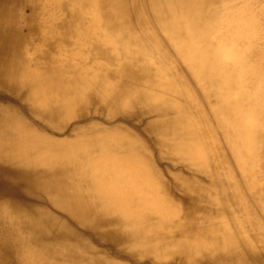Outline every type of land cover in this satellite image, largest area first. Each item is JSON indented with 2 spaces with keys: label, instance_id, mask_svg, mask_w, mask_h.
I'll return each mask as SVG.
<instances>
[{
  "label": "bare ground",
  "instance_id": "obj_1",
  "mask_svg": "<svg viewBox=\"0 0 264 264\" xmlns=\"http://www.w3.org/2000/svg\"><path fill=\"white\" fill-rule=\"evenodd\" d=\"M259 41L264 0H0V264H264Z\"/></svg>",
  "mask_w": 264,
  "mask_h": 264
},
{
  "label": "rangeland",
  "instance_id": "obj_2",
  "mask_svg": "<svg viewBox=\"0 0 264 264\" xmlns=\"http://www.w3.org/2000/svg\"><path fill=\"white\" fill-rule=\"evenodd\" d=\"M244 42L249 43L250 40L246 39V40H243L239 43L242 44ZM260 42H263V41H259L258 45H260ZM236 45H234V46L236 47V50H238V51H236L234 57H235V59H239V57H241V55H243V52L245 50L242 49L243 46L241 47V45H238V44H236ZM260 46H262V45H260ZM255 47H257V46H255ZM262 47H264V46H262ZM262 47H258V49L263 50ZM162 52H163L162 56L165 58L166 62L169 65H171V70H172L171 72H173V74H175V75H179V77L181 78L182 81H181V84L179 83L180 86L183 85L186 87V90L188 91L189 96L191 98V102H192L191 105L195 111L194 114H196L198 116L199 122H200V119L202 118L204 120V124H206L205 118L207 116V111L205 109L204 103L202 102L200 96L196 95V93L193 90V86L188 81V73H187V68H186L187 64H184V63L180 64V63L175 62V60L171 56V54L168 53V51H166L163 48H162ZM221 68L222 67H219L218 72L221 71ZM205 128H207L206 143H207L208 147H213L212 151L210 150L212 152V154L217 156L219 158V160L221 159V161H222V164H221L222 165V170H221L222 175L224 177L226 176V178H229L230 176H228L229 172H228L227 164L224 161L226 151L223 148L226 147V145H225L226 143H225L223 137L219 133L216 135L215 133H213L210 130L209 127L206 126ZM251 210H254V212H256L257 214L262 212L256 206H254ZM250 221H251V219H250Z\"/></svg>",
  "mask_w": 264,
  "mask_h": 264
}]
</instances>
